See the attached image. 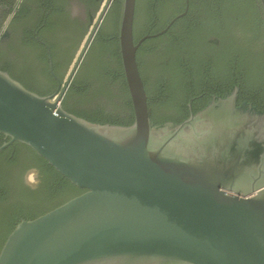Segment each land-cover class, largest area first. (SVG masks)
I'll return each mask as SVG.
<instances>
[{"label": "water", "instance_id": "95a60500", "mask_svg": "<svg viewBox=\"0 0 264 264\" xmlns=\"http://www.w3.org/2000/svg\"><path fill=\"white\" fill-rule=\"evenodd\" d=\"M113 2L102 0L54 93L40 96L0 70V134L9 139L0 152L23 144L82 191L21 220L6 236L0 264H264V111L238 106L234 87L181 123L149 118L136 51L186 12L134 44L136 0H119L132 125L91 123L78 116L79 100L67 98ZM82 7L72 12L85 21Z\"/></svg>", "mask_w": 264, "mask_h": 264}, {"label": "trees", "instance_id": "16d2710c", "mask_svg": "<svg viewBox=\"0 0 264 264\" xmlns=\"http://www.w3.org/2000/svg\"><path fill=\"white\" fill-rule=\"evenodd\" d=\"M72 1L84 7L85 21L72 17ZM101 3L0 0V33L5 19L14 12L7 27L8 39L0 42V70L40 96L54 93ZM184 12L164 34L145 40L136 51L153 125L181 123L234 87L238 106L245 102L264 111V10L260 1L136 0L134 44L163 31ZM118 18L119 0H114L66 96L74 104L79 100L77 114L82 119L130 126L134 111L119 53ZM17 62L23 66L17 68ZM64 109L72 112L67 105ZM8 140L0 134V146ZM24 161L47 165L20 143L0 152V250L21 220L44 210L48 185L53 187L55 200L66 197L72 188L61 176L55 183L51 175L46 191L32 198L13 171Z\"/></svg>", "mask_w": 264, "mask_h": 264}, {"label": "flooded vegetation", "instance_id": "af4514ba", "mask_svg": "<svg viewBox=\"0 0 264 264\" xmlns=\"http://www.w3.org/2000/svg\"><path fill=\"white\" fill-rule=\"evenodd\" d=\"M74 4H76V3L73 1L70 3V13H71L72 17L76 18V15L73 14V12H72V5H74ZM80 6H82V5H80ZM82 8L84 11V7H82ZM84 16H85V13H84ZM7 39H8V34L4 40H7ZM16 66H17V68H20L23 66V63L21 64V63L17 62ZM73 105H74V103H73ZM13 171L18 176V178L20 179L21 184L24 187L29 189V191H30L29 193H30V196L32 198L38 197L43 190L46 191L47 180H49L51 175H53V177L55 179V183H57L60 180V177L48 165H46L44 167H38L35 164H31L29 162L27 163L24 161V162L19 163L16 167H14ZM78 191H81V190L72 187L69 194L66 197L55 200V196L53 194V187L52 186L49 187V185H48L47 200L45 201L44 210L47 208H55V207L62 205L69 198L75 197L79 193ZM81 193H79V194H81ZM28 199H30V197H28ZM13 223H14V221L10 225H13Z\"/></svg>", "mask_w": 264, "mask_h": 264}]
</instances>
